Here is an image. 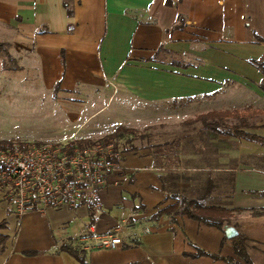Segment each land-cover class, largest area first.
<instances>
[{"label":"crops","instance_id":"0c3cea01","mask_svg":"<svg viewBox=\"0 0 264 264\" xmlns=\"http://www.w3.org/2000/svg\"><path fill=\"white\" fill-rule=\"evenodd\" d=\"M0 42L14 68L37 76L62 107L83 109V121L99 123L108 113L106 103L85 110L98 105L87 98L108 101L117 90L122 124L132 128L130 121L187 122L211 110L264 108V74L250 63L264 52V0H0ZM197 99L204 109L192 111ZM208 99L216 101L209 108ZM179 105L186 114L175 113ZM163 107L171 110L160 113ZM252 118L256 126L245 130L264 137V117ZM234 137L243 147L218 145L214 166L178 157L162 167L147 146L120 152L96 191L92 223L86 205L29 206L17 215L0 197L7 237L0 264H81L62 244L84 248L88 264H228L188 255L196 247L241 261L224 240L226 226L245 236L252 264H264V146ZM181 198L228 210L224 228L171 211L152 218ZM126 223L115 248L90 239L91 230Z\"/></svg>","mask_w":264,"mask_h":264},{"label":"rangeland","instance_id":"374dc122","mask_svg":"<svg viewBox=\"0 0 264 264\" xmlns=\"http://www.w3.org/2000/svg\"><path fill=\"white\" fill-rule=\"evenodd\" d=\"M4 47L5 45L2 46ZM14 65L5 53L0 54V140L30 143L66 141L80 137L97 138L112 132L127 118L124 108L120 107L118 90L108 101L106 96L87 98V103L98 105L87 107L85 110L94 111L106 103L107 106L103 109L108 113L99 123L83 121L86 115L83 109L78 112L76 109L71 111L62 107L51 88H46V84L40 83L38 77L29 74L26 69H16ZM202 100L193 101L196 103L192 106V111L204 109L203 106H198ZM215 103L216 101L209 99L205 102L207 108ZM181 106L175 107L176 114H186ZM168 109L171 110L167 107L160 108V113L166 114ZM129 110L134 112L133 108ZM73 115H77L75 119H72ZM192 116L189 118L193 119ZM256 119L250 118V122L254 124ZM130 122L144 134L133 141L135 146L148 147L167 142L166 160L173 164H176V157H180L183 164L214 166L217 164L218 145L227 149L243 147L241 140L228 135L220 137L218 133L204 127L200 121L162 120L152 124Z\"/></svg>","mask_w":264,"mask_h":264},{"label":"built area","instance_id":"2783aa9c","mask_svg":"<svg viewBox=\"0 0 264 264\" xmlns=\"http://www.w3.org/2000/svg\"><path fill=\"white\" fill-rule=\"evenodd\" d=\"M66 141L30 142L25 146L12 141L0 147V197L17 215L29 206H97L96 191L113 166L107 160L112 145L70 148ZM115 156L119 158L120 153ZM125 225L105 233L91 230L90 239L97 246L115 248L122 242Z\"/></svg>","mask_w":264,"mask_h":264},{"label":"trees","instance_id":"16d2710c","mask_svg":"<svg viewBox=\"0 0 264 264\" xmlns=\"http://www.w3.org/2000/svg\"><path fill=\"white\" fill-rule=\"evenodd\" d=\"M70 13L69 10H67ZM2 43L0 42V53H2ZM250 63L253 64L256 68H258L264 74V52L263 54L257 59H251ZM264 82V80H263ZM254 116L264 117V108H246L243 110H211L205 113H201L196 115L193 119H188L187 122L193 121H200L201 124L208 128L212 132L221 133L224 135H234L236 137H240L246 140L255 141L260 145L264 146V137L259 136L256 134L249 133L245 130L248 127H255V124L250 122V118ZM144 134L140 133L137 129L132 127H127L124 125H117L114 130L104 136H100L97 138L91 137H80L67 140V144L70 148L73 147H88L93 145H103L111 144L112 145V155L107 157V160L112 162L114 165L117 163L118 159L115 154L134 150L136 146L133 144V141L139 137H143ZM11 140H0V147H4L8 145ZM21 146H25V142L17 141ZM167 142L162 144H153L148 146L150 148V152L154 159V162L162 167H170L169 165L172 162H167L166 158L167 155L165 151L167 150ZM157 147L158 149H155ZM176 157V156H175ZM176 163L179 162L178 157L174 160ZM110 168L107 169V173L109 172ZM165 182V179H164ZM206 185H212L211 179H207ZM162 187L165 190V185L163 183L162 177ZM260 194L264 195V190L259 192ZM174 196V194H172ZM194 201L181 198L179 203L176 205L166 206L159 210H157L153 215L152 218H158L163 213H169L170 211L173 213H180L186 214L188 217L196 219L200 222H203L207 225L216 226L218 228H224V217L227 215L228 210L216 206L211 205H200L196 204L193 205ZM85 205V204H79ZM88 210V215L90 217V222L94 221L95 216V208L92 205H86ZM5 227V221H0V228ZM6 235L0 233V247L3 246ZM224 240H228L231 242L234 254L241 259V261L235 260L231 256H222L217 253L208 252L202 248L196 247L194 253L188 254L190 256H198V255H207L212 258H221L228 262V264H252L250 261L247 252H246V245H245V236L237 230L236 235L227 238L224 236ZM60 250L66 251L71 256H73L77 261L81 264H88L86 261L85 250L80 246H71L69 244H62L59 246ZM30 253H34L35 251H29Z\"/></svg>","mask_w":264,"mask_h":264},{"label":"water","instance_id":"95a60500","mask_svg":"<svg viewBox=\"0 0 264 264\" xmlns=\"http://www.w3.org/2000/svg\"><path fill=\"white\" fill-rule=\"evenodd\" d=\"M236 233H237V230L232 226H226L224 228V234L227 238H230V237L236 235Z\"/></svg>","mask_w":264,"mask_h":264}]
</instances>
